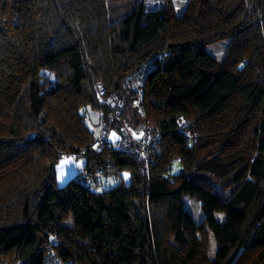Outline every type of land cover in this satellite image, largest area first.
Returning a JSON list of instances; mask_svg holds the SVG:
<instances>
[{
	"label": "trees",
	"instance_id": "16d2710c",
	"mask_svg": "<svg viewBox=\"0 0 264 264\" xmlns=\"http://www.w3.org/2000/svg\"><path fill=\"white\" fill-rule=\"evenodd\" d=\"M164 2L0 0V264H264V0ZM157 53L115 121L160 135L148 172L109 144L92 154L85 110L111 111L94 87L118 92ZM64 155L84 165L59 187ZM90 165L120 182L85 187Z\"/></svg>",
	"mask_w": 264,
	"mask_h": 264
},
{
	"label": "built area",
	"instance_id": "2783aa9c",
	"mask_svg": "<svg viewBox=\"0 0 264 264\" xmlns=\"http://www.w3.org/2000/svg\"><path fill=\"white\" fill-rule=\"evenodd\" d=\"M161 57V54L149 58L142 63L139 68L127 75L121 83V88L116 93H108L105 84L99 81L96 84V92L99 102L108 106L111 111L108 115L100 113V135L96 139L95 144L91 147L92 154L99 153L107 144L112 145L123 153L138 159L142 163L144 172H148L151 161L153 159L154 150H158L161 137L159 134H153L148 125H140L137 129L139 134H130L126 127L120 129L116 128L115 121L117 116L121 113L124 105L123 89L131 88L134 92H141V88L145 82L146 76L152 67L155 58ZM178 130L181 133H187L192 121L186 117H180L177 121ZM115 132L119 138L111 141V135ZM190 141H195V136H189ZM180 159H176L179 161ZM115 170L108 165H90L84 168L81 172L80 181L82 184L91 189L97 190L98 180L105 176L114 174ZM46 264H64L58 255L53 250L48 251L46 256Z\"/></svg>",
	"mask_w": 264,
	"mask_h": 264
},
{
	"label": "rangeland",
	"instance_id": "374dc122",
	"mask_svg": "<svg viewBox=\"0 0 264 264\" xmlns=\"http://www.w3.org/2000/svg\"><path fill=\"white\" fill-rule=\"evenodd\" d=\"M147 6L150 8H155L157 6L164 5V0H145ZM173 4L175 5L178 11H183L189 2V0H172ZM227 47V41H220L215 44H211L207 46V50L213 54L216 58L222 59L225 55V50ZM94 97L96 99L99 98L97 96L96 89L94 87ZM88 115L85 117V122L90 128V130L95 134L96 138L100 135V111L93 109L91 106H88L85 110ZM127 128V127H126ZM137 132L133 131L132 129H128L127 131L130 134H139L140 130L136 129ZM132 134V135H133ZM119 136L113 132L111 135V141L117 140ZM84 165V158L83 157H76L74 155H64L58 163H56V183L59 187L66 185L72 178H75L79 172V170ZM175 170H179V166L177 164L174 165ZM122 178L124 179L126 184L130 183L131 180V173L129 171L122 172ZM102 188L103 189H110L120 182V178H117L112 175H108L101 180ZM185 206L186 209L193 215L196 222H201L204 219V213L202 211L201 205L197 199L191 197H185ZM216 217L219 220H224V214L218 213ZM216 241L212 235L210 234V250L209 255L211 258L215 256L216 250Z\"/></svg>",
	"mask_w": 264,
	"mask_h": 264
},
{
	"label": "crops",
	"instance_id": "0c3cea01",
	"mask_svg": "<svg viewBox=\"0 0 264 264\" xmlns=\"http://www.w3.org/2000/svg\"><path fill=\"white\" fill-rule=\"evenodd\" d=\"M133 131L137 132V130H136V129H135V130H133Z\"/></svg>",
	"mask_w": 264,
	"mask_h": 264
}]
</instances>
